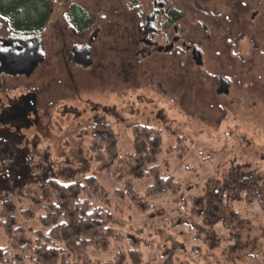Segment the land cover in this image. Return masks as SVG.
I'll return each mask as SVG.
<instances>
[{
	"label": "rangeland",
	"instance_id": "obj_1",
	"mask_svg": "<svg viewBox=\"0 0 264 264\" xmlns=\"http://www.w3.org/2000/svg\"><path fill=\"white\" fill-rule=\"evenodd\" d=\"M53 1L44 62L30 78L0 80V215L10 203L32 234L42 229L43 184L92 177L120 224L108 250L71 264H264V213L231 191L252 179L264 196V0H166L184 11L182 39L204 52L201 67L160 36L138 52L147 26L175 36L154 0ZM73 4L94 22L83 34L69 22ZM95 29L92 66L74 65L69 49ZM222 80L228 94L219 96ZM143 127L158 135L160 177L178 183L177 194L148 196L154 178L131 170ZM208 193H218L210 206Z\"/></svg>",
	"mask_w": 264,
	"mask_h": 264
},
{
	"label": "trees",
	"instance_id": "obj_2",
	"mask_svg": "<svg viewBox=\"0 0 264 264\" xmlns=\"http://www.w3.org/2000/svg\"><path fill=\"white\" fill-rule=\"evenodd\" d=\"M0 7L12 10L17 25L25 30L42 27L48 14L45 0H0ZM75 15L80 20V27H83V13L76 10ZM112 150L115 148L106 150L110 160L114 159ZM161 154L162 144L153 129L143 127L137 130L134 155L128 163L135 166L132 171L141 169V178H154V185L147 191L148 196L168 192L177 194L180 190V185L173 179L160 177L158 158ZM100 167L106 169L105 166ZM98 186L92 177L86 179L85 183L64 184L50 180L43 184L37 202L43 211L39 217L42 229L32 234L17 227L10 203H4L0 227L9 246L0 248V264H71L91 250H108L120 223L108 210L111 207L110 196ZM231 191L244 193L247 202L256 203L264 213V196L258 191L254 180L241 181ZM116 193L124 196L123 192ZM129 195L135 197L133 191ZM215 195L207 194L209 206Z\"/></svg>",
	"mask_w": 264,
	"mask_h": 264
},
{
	"label": "flooded vegetation",
	"instance_id": "obj_3",
	"mask_svg": "<svg viewBox=\"0 0 264 264\" xmlns=\"http://www.w3.org/2000/svg\"><path fill=\"white\" fill-rule=\"evenodd\" d=\"M194 3L200 4L202 0H193ZM48 5V14L46 22L42 27L34 28L32 30H25L20 28L17 25L15 14L12 10L7 8L0 7V80L4 81L5 79L15 80L20 77L30 78L32 77L39 65L44 62L43 56V43L41 40V34L44 32L46 26L51 20L52 15L54 14V2L53 0H45ZM154 5L159 7V11H155V16L161 18L162 29L175 27V36L174 38L169 37V31L161 32L158 35V32L152 29V27H146L144 31V37H149V39H142L143 44L147 47L146 50L138 51L140 54L147 53V50L154 48L156 43L152 40L155 37L160 36L164 41H170V46L175 45V49L179 48L175 53L177 57L183 59L184 56L190 55L189 62L195 63V65L201 67L204 64V52L202 53L196 47L187 46L183 42V28L181 26L182 21L184 20V11L172 10L171 3H168L166 0H154ZM76 8V9H75ZM80 10L83 13L85 18V24L83 27H80L79 19L75 15V11ZM84 21V20H83ZM150 21V19H149ZM69 22L73 31L77 34H83L93 26L94 22L91 19L90 15L83 10L78 5L73 4L69 8ZM205 33H209L207 26L204 24L202 26ZM100 33L99 29L92 31L90 37L83 46H73L72 49H69L70 59L72 63L78 67L86 68L87 66H92L93 54H94V42L98 38ZM207 39H210L209 35ZM141 44V43H140ZM174 44V45H173ZM169 47V46H168ZM167 47V48H168ZM193 48V49H192ZM161 49V47H158ZM205 53H207L205 51ZM150 55V52L148 53ZM221 78V77H220ZM220 88L217 90V94L227 95L229 85L225 83L224 80L220 81Z\"/></svg>",
	"mask_w": 264,
	"mask_h": 264
}]
</instances>
